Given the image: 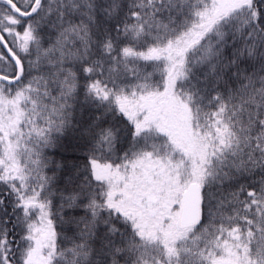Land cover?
I'll return each instance as SVG.
<instances>
[{"label": "snow or ice", "instance_id": "1", "mask_svg": "<svg viewBox=\"0 0 264 264\" xmlns=\"http://www.w3.org/2000/svg\"><path fill=\"white\" fill-rule=\"evenodd\" d=\"M0 264H264V0H0Z\"/></svg>", "mask_w": 264, "mask_h": 264}]
</instances>
